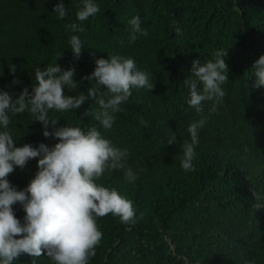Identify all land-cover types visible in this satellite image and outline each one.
I'll return each mask as SVG.
<instances>
[{
    "label": "trees",
    "instance_id": "obj_1",
    "mask_svg": "<svg viewBox=\"0 0 264 264\" xmlns=\"http://www.w3.org/2000/svg\"><path fill=\"white\" fill-rule=\"evenodd\" d=\"M58 2L0 0V89L16 97L25 87L31 93L34 69L57 62L62 69L75 67L78 87L65 94L87 93L95 81L84 77L96 59L110 54L133 58L155 84L151 91L132 89L111 129L84 115L98 109L90 99L79 109L49 111L50 119L59 120L56 127H97L114 146L128 150L126 164L137 173L132 183L121 170H107L97 181L126 194L136 215L127 225L111 214L98 218L103 239L90 264H264V87L253 88L251 78L254 62L264 55V0H94L100 11L83 22L76 16L82 0H63V20L54 12ZM136 15L149 35L137 34L131 42L129 21ZM69 23L84 31L71 32ZM71 35L83 42L78 59ZM219 49H229L226 95L215 113H209L213 101L203 102L207 120L198 129L195 171L186 172L181 145L190 142L187 129L201 114L188 105L183 81L194 78L193 60L204 63ZM10 64L17 66L15 74ZM14 78L20 83L13 84ZM10 117L16 146L58 142L43 135L42 123L29 112ZM172 133L176 141L169 144ZM38 159L8 176L18 190L34 178ZM13 207L23 222L22 206ZM34 260L53 264L46 253L22 254L13 264Z\"/></svg>",
    "mask_w": 264,
    "mask_h": 264
},
{
    "label": "clouds",
    "instance_id": "obj_2",
    "mask_svg": "<svg viewBox=\"0 0 264 264\" xmlns=\"http://www.w3.org/2000/svg\"><path fill=\"white\" fill-rule=\"evenodd\" d=\"M99 11L94 0H82L76 16L83 22ZM54 12L61 20L67 16L63 0L54 6ZM129 23L132 26L131 42L137 39V34L149 35L148 30L141 27L139 15L132 17ZM66 27L73 33L84 31L78 23H69ZM176 31L180 33L179 28ZM69 45L74 58L78 59L84 49L82 40L78 35H71ZM228 54L229 49H219L204 63L193 60L190 74L194 78L188 76L183 81L189 91L188 105L201 114V119L192 122L187 129L190 142L184 140L181 145V167L186 172L195 171L193 161L197 158L198 129L207 120L203 115V102L213 101L209 113H215L218 103L226 95L222 85L229 80ZM95 65L94 71L84 77L95 81L87 93L65 94V89L71 92L78 87L74 80L75 67L62 69L57 62L43 69L38 66L34 69L36 83L31 93L25 87L16 97L10 91L0 89V128L3 129L0 130V264H13L22 254L39 258L45 253L53 264H90L103 239L98 218L111 214L126 225L134 223L136 210L133 201L116 188L97 182L107 170L123 171L129 183L137 179V173L126 164L128 150L114 146L95 126L87 130L68 123L56 127L59 120L49 118L50 110L79 109L90 99L97 103L98 109L92 112L87 109L84 115L94 117L104 129H111L115 114L131 97L133 88L151 91L155 87L150 74L138 69L133 58L110 54V58L96 59ZM9 67L15 74L17 66L10 64ZM251 69L252 87H264V55ZM12 83L20 82L14 78ZM25 111L35 117L34 121L42 123L45 137H53L58 142L52 146L45 143L38 147L30 143L16 146L9 130L10 113L23 114ZM49 124L52 131H49ZM175 141V134H170L168 143ZM34 158H39L38 171L27 187L18 190L8 176L17 167L24 169ZM17 203L26 213L23 222L13 207ZM33 264H36L35 260ZM245 264L255 262L246 261Z\"/></svg>",
    "mask_w": 264,
    "mask_h": 264
}]
</instances>
